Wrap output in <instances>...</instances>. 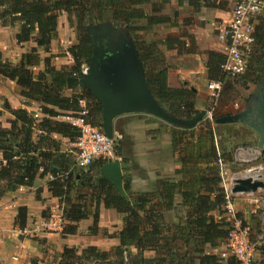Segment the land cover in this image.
Listing matches in <instances>:
<instances>
[{"label": "trees", "instance_id": "1", "mask_svg": "<svg viewBox=\"0 0 264 264\" xmlns=\"http://www.w3.org/2000/svg\"><path fill=\"white\" fill-rule=\"evenodd\" d=\"M177 1L179 7L192 8L193 14L204 2ZM165 2L167 0H0L1 24L17 28V45L32 43L18 63L2 60L0 54V78L13 82L20 96L38 104L42 114L41 119L35 120L26 109H11L5 104L4 109L13 119L8 128L0 123V182L4 183L0 197L19 187L30 188L37 179L51 176L47 188L61 205L65 221L63 234L74 235L76 224L88 218H92L89 234H98L101 205L122 216V228L110 235L118 240V246L109 251L91 246L79 254L65 248L59 264H240L233 257L223 259L219 254L229 225L222 217L226 191L218 160H222L223 165L235 166V162L226 152L217 154L212 145V123L201 122L196 134L193 130L181 133L172 126L171 151L180 165L174 173L177 179L160 178L147 192H132L126 183L124 190L128 200L100 173V168L109 160L98 159L85 170L73 168L69 172L74 159L61 153L60 141L53 138L58 135L70 143L78 138L79 130L58 118L63 114L78 117L82 111L81 100L86 103V121L102 131L101 106L81 87L80 67L89 64L92 53L88 27L107 21L126 26L138 51L148 88L160 106L181 120H190L198 114L195 91L184 85L178 88L168 85L169 67L163 53V48L177 50L178 54L192 53L195 51L193 43H186L183 39L186 35L167 37L156 43L142 41L139 35L156 25L175 26L170 16L161 13ZM62 13L68 16L71 26L75 18L77 43L67 49L72 65L56 69L53 60L64 53L50 55V46L56 38L58 17ZM253 36L244 77L256 85L264 78V18L255 25ZM39 51L49 55L43 59L42 71L33 73L40 64ZM205 56L209 80L222 81L225 77L220 70L223 56L211 51ZM192 137L197 139V145L194 152H189L186 140ZM113 154L125 162L119 139L115 140ZM261 156H264V148ZM25 223L26 209L21 207L15 226L23 229ZM145 252H152L153 257L146 258ZM256 253L259 259H253L251 264H264V245L257 247ZM31 264L38 262L31 261Z\"/></svg>", "mask_w": 264, "mask_h": 264}, {"label": "crops", "instance_id": "2", "mask_svg": "<svg viewBox=\"0 0 264 264\" xmlns=\"http://www.w3.org/2000/svg\"><path fill=\"white\" fill-rule=\"evenodd\" d=\"M203 1L197 12L191 13V19L186 20L189 23L185 24L188 34L192 36L190 42L193 43L196 50L188 54H179L181 56L177 55V50H166L165 52L167 58L173 57L174 61L172 65H168V85L171 88L184 85L195 91L196 105L199 111L207 109L206 102L209 94L206 85L212 81L209 80L205 67V53L211 51L221 54V44L217 41L216 31L210 23L228 20L231 17L235 0ZM259 13L253 19L254 27L264 18V15L258 17ZM16 33L17 28L4 26L0 22V52L3 54V60L13 64L17 63L18 58L32 47L31 42L25 45H16ZM64 34H68L70 40L65 41ZM74 34L75 30L69 24L68 16L62 13L58 17L56 38L51 42L52 53L58 44L62 46L66 43L69 46L74 43ZM172 34L176 37L174 32ZM57 37L60 42H58ZM14 50L19 55L17 58L10 55ZM63 50H65L64 55L67 57L55 59L54 66L56 69L72 65L73 61L69 58L70 55L66 49ZM38 53L40 54V51ZM43 59H40V64L37 67L38 72L43 69ZM232 80L233 78L225 76L221 81L222 88ZM22 99L20 90L13 82L0 78V118L6 122L3 124L4 128H7V121L12 119L4 109L5 104L11 109L23 108L30 113L36 112L30 107V102H27L26 106ZM237 108L233 106L232 110H229L228 108H219L217 105L214 119L220 115H232L244 110L241 107ZM212 126V145L217 149V154L226 152L235 162V166L225 164L221 169L224 180L222 185L225 191H230L231 182L235 178H259L264 183V156H261L262 149L257 148V133L242 124L212 123ZM198 127L199 125L191 129L195 131L194 134H196ZM171 129L172 125L145 114H126L114 120V135L120 141V151L125 159V162H122L120 158H117L121 162L123 187L127 183L132 192H147L153 188L158 179L175 177L174 173L180 168V165L171 151ZM183 130L190 131L180 129V132L183 133ZM53 138L60 141V152L70 154L74 159V153L66 149L68 139L58 135H54ZM186 141L189 142L186 149L189 152H194L197 139L192 137ZM72 150L74 149L72 148ZM115 159L116 157L107 160L111 162ZM244 164H247L244 170L250 168L246 175L240 172L243 169L236 168V166ZM48 180L49 177L39 178L30 188H24L22 191L17 189L13 193L0 197V237L2 236L5 242L8 237L18 240L21 250L14 257L10 255V252L3 251L5 248L0 250V254L4 252L3 255H0L2 264H31V259H28L30 256L39 259L37 260L38 264H59L60 254L65 248L74 249L79 254L91 246L100 251H109L118 246V240L110 238V235L117 233L122 228V216L113 209H105L102 205L99 209V232L96 235H90L88 232V228L92 225V218L78 222L74 235L63 234L62 230H48L45 227L49 218L47 216L61 211L58 199L53 198L48 191ZM1 187H4L3 182H0ZM263 194L264 188L255 193L232 196L237 214L250 226L248 227L250 228L249 237L251 240L264 238V234L252 236L256 232V228L264 233ZM21 207L26 209V223L23 229H18L15 226V217ZM144 256L152 258L153 253L145 252ZM257 259H259L258 253H256Z\"/></svg>", "mask_w": 264, "mask_h": 264}, {"label": "water", "instance_id": "3", "mask_svg": "<svg viewBox=\"0 0 264 264\" xmlns=\"http://www.w3.org/2000/svg\"><path fill=\"white\" fill-rule=\"evenodd\" d=\"M92 53L88 72L80 85L89 91L101 106L102 132L108 139L114 137V120L126 114H145L158 118L180 129L191 130L199 125L206 110L190 120H181L168 114L151 94L138 51L125 25L110 21L94 24L87 29ZM214 124H242L258 135L257 148H264V78L256 84L244 110L213 120ZM101 175L110 181L125 199L123 175L119 159L100 168ZM264 188L259 178H235L230 193H255Z\"/></svg>", "mask_w": 264, "mask_h": 264}, {"label": "built area", "instance_id": "4", "mask_svg": "<svg viewBox=\"0 0 264 264\" xmlns=\"http://www.w3.org/2000/svg\"><path fill=\"white\" fill-rule=\"evenodd\" d=\"M264 8V0H235L231 17L221 22L213 21L211 26L216 31V39L221 44V55L223 62L220 65L221 72L228 78H237L242 76L247 69V57L254 44V17ZM88 72V65L83 64L80 67V73L85 76ZM222 90L221 81H210L207 84V91L212 99V105L215 107L218 97ZM82 109L78 117H72L70 124L79 130V136L72 143L75 151L74 164L72 169L85 170L95 160L114 159L113 146L117 137L108 139L105 134L97 127L86 121L87 108L85 101H79ZM215 108H207L202 122L213 123ZM30 113V112H28ZM37 120L38 114L30 113ZM218 164L223 167L222 160ZM68 172V173H69ZM67 173V174H68ZM66 174V175H67ZM49 180L52 179L48 176ZM24 187H19L22 191ZM232 194L227 191L225 194V205L223 207V219L229 225L228 235L223 250L219 252L220 257L235 258L240 264H251L256 254V249L264 245V238L256 241L250 240V228L244 226L234 208ZM64 219L62 209L59 213H52L45 223L48 230H62L64 228Z\"/></svg>", "mask_w": 264, "mask_h": 264}, {"label": "rangeland", "instance_id": "5", "mask_svg": "<svg viewBox=\"0 0 264 264\" xmlns=\"http://www.w3.org/2000/svg\"><path fill=\"white\" fill-rule=\"evenodd\" d=\"M161 13L163 15L170 16L172 18L171 19L172 24H174L175 26H171V25H156V26H153L151 28H148L147 31L140 32L139 33V35L141 37V40L142 41H146L147 43H156V42H159V41H162V40L166 39L167 37H174V34H172L174 32L175 35H176V37L177 36L179 37L181 35H186L185 41L189 45L191 43L190 42L191 41L190 38L192 36L190 34H188V32H187V30L185 28V24L186 23H189V21H186V20H190L191 19L192 10L189 7L185 6V5L182 6V7H179L177 0H167V2L163 3V5H162V11H161ZM261 15H264V8L261 10V12L259 13L258 17H260ZM72 22H73V24L75 26V18H72ZM210 25H211V23H210ZM74 26H72V27L74 28ZM63 38L65 39V41L70 40V36L68 34H64L63 35ZM74 38H75L74 39V43H72L69 46L66 43H64L62 46H59V44H58V47L55 48V50L53 51V53H52V50L50 48V55L57 56V55H60V54L64 53L65 50H63V49H66L67 50L73 44L77 43V39H76V35L75 34H74ZM57 40H58V42H60V39L58 37H57ZM15 52H16V50H14L12 53H10V55L13 58H17V56H19ZM165 52H166V50H164V48H163V53H164V58H165V64L167 66L168 65H172L174 63L173 57L167 58ZM0 54H1V57H2V60H3V54L1 52H0ZM48 55L49 54H46L43 51H40L39 57H40V59H43V57L45 58ZM177 55L178 56H181L178 53H177ZM21 57H22V55L18 58V62L20 61ZM64 57H67V55H64L63 54V56L62 55L61 56H57L56 58L59 59V58H64ZM56 58H54L53 64L55 63V59ZM69 58H71V57H69ZM36 72H38L37 71V67L33 69V73H36ZM255 86H256L255 84H253V83H251V82H249L248 80L245 79L244 74L242 76H239V77L233 79L232 81L227 82L224 85V87L222 88V90H221V93H220V95L218 97L216 106L218 105L219 108H224V109L225 108H228L229 110H232L231 108H233V106H236V108L237 107L238 108L239 107L245 108L246 104L248 103L249 96H250L251 92L254 90ZM206 89H207V85H206ZM65 94L66 95H69V94H71V92H65ZM22 100L24 101V105H25L27 103V101H25L24 99H22ZM206 104H207L206 105V108H208V109L211 108V107L216 108V106L214 107L212 105V99L210 98L209 95H208ZM26 106H27V104H26ZM38 106L39 105L36 104V103H33V102L30 103V107H32L33 110H36V112H32V113L38 114V119H41L42 118V114L40 113V110H39ZM37 108H38V110H37ZM21 109H23V108H21ZM68 118L71 119L72 116L69 115V114H63V116L59 117L58 120L59 121L70 122V119H68ZM9 121L10 120L7 121V128L9 127ZM0 123H1L2 127H3V124H6V122L4 120L2 121L1 118H0ZM116 127H117V125H116ZM70 144H71V146H70ZM70 147L73 148L72 143L68 142V146L66 145V149H68V151H72V153H74V155H75V151L72 150V148H70ZM246 167H247V164H244V165H241V166H236V168H238V169H243V171H240V172L241 173H245V175L247 174V171L250 170V168L244 170ZM262 196L264 197V194ZM48 217H50V216L48 215L47 218ZM238 218L240 219L241 223L244 226H249L247 224V222L244 221V220H242V218L239 215H238ZM263 234L264 233H263L262 230H258V228H256V232L252 236L263 235ZM256 240L257 239L251 240V241H256ZM3 248H5L3 251L10 252V255L11 256L13 255V257L15 256V254H18V253L21 252L20 247H19V241L16 240V239H14V238L11 239L10 237H8V239H7L6 242H5L4 238H2V236L0 237V250H2ZM222 250H223V247H221L220 252ZM2 253H4V252H2ZM2 253L0 255H3ZM28 259H31V261H37V260H39L37 258H34L33 256H30ZM255 259H256V254L254 256V260ZM0 264H2V263L0 262Z\"/></svg>", "mask_w": 264, "mask_h": 264}]
</instances>
